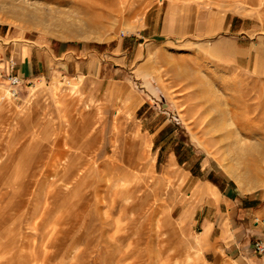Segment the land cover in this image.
Wrapping results in <instances>:
<instances>
[{
    "label": "rangeland",
    "instance_id": "obj_1",
    "mask_svg": "<svg viewBox=\"0 0 264 264\" xmlns=\"http://www.w3.org/2000/svg\"><path fill=\"white\" fill-rule=\"evenodd\" d=\"M102 1L0 0V264H238L184 210L202 159L264 187V0Z\"/></svg>",
    "mask_w": 264,
    "mask_h": 264
},
{
    "label": "crops",
    "instance_id": "obj_2",
    "mask_svg": "<svg viewBox=\"0 0 264 264\" xmlns=\"http://www.w3.org/2000/svg\"><path fill=\"white\" fill-rule=\"evenodd\" d=\"M207 1L214 7L203 18L210 28H215L222 18L220 13L233 12L230 7L236 6L237 0ZM210 164V159H202L198 176L193 166L184 169L187 178L196 176L193 185L197 201L184 210L191 214L187 229L193 231L196 227L203 257L208 261L264 264V257L252 248L257 238L264 239V187L243 189L234 178Z\"/></svg>",
    "mask_w": 264,
    "mask_h": 264
},
{
    "label": "bare ground",
    "instance_id": "obj_3",
    "mask_svg": "<svg viewBox=\"0 0 264 264\" xmlns=\"http://www.w3.org/2000/svg\"><path fill=\"white\" fill-rule=\"evenodd\" d=\"M85 1L87 2V4L89 3V7H92L93 11H95L96 13L100 12L99 9H101V12H102L103 10L105 11V9L108 10L109 8L110 9L112 8V3L111 2L109 3V2L106 1L104 4H102V2H103L102 0H85ZM61 24L66 27V30L68 31V33H83L85 31H87L86 26H83V27L77 26V25H75L72 22H69V23L62 22ZM90 29H91V27H90Z\"/></svg>",
    "mask_w": 264,
    "mask_h": 264
},
{
    "label": "built area",
    "instance_id": "obj_4",
    "mask_svg": "<svg viewBox=\"0 0 264 264\" xmlns=\"http://www.w3.org/2000/svg\"><path fill=\"white\" fill-rule=\"evenodd\" d=\"M1 73V71H0ZM9 90L12 95H17L18 91L16 85L19 83V77L17 75L11 74L9 75ZM253 250L259 253L262 257H264V239L257 238L253 242L252 246Z\"/></svg>",
    "mask_w": 264,
    "mask_h": 264
}]
</instances>
